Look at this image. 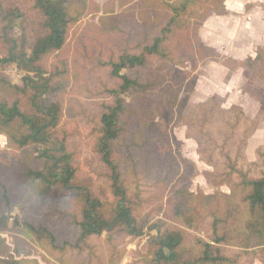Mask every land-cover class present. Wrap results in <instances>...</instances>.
<instances>
[{"label":"trees","instance_id":"obj_1","mask_svg":"<svg viewBox=\"0 0 264 264\" xmlns=\"http://www.w3.org/2000/svg\"><path fill=\"white\" fill-rule=\"evenodd\" d=\"M224 13V0H118V6L114 0L103 5L95 0H0V134L7 139V147L0 149V264L36 263L27 258L29 239L59 255L71 249L76 258L68 264H105L91 250V239L105 235L111 246L116 236L143 235L135 213L141 197L138 174L144 171L168 183L188 180L187 174H174L178 154L171 152V135L160 129L155 111L175 110L178 119L187 118L189 137L196 136L195 129L209 131L211 124L242 130L245 138L252 135L257 122L245 112L218 106L214 111L213 101H207L185 115L186 101L180 97L195 85L187 64L195 70L209 59L264 78V45L255 57L239 60L201 40L199 29L207 18ZM19 21L28 24L13 36ZM10 65L25 71L21 84L6 74ZM82 83L87 93H77ZM100 83L101 92H94ZM96 97L102 99L93 116L90 108H80L86 111L92 152L109 181L105 197L80 182L78 128L65 123L66 113L78 114L73 113L75 100ZM258 152L264 159V147ZM233 171L238 182L230 186L224 205L210 206L216 196L203 195L199 206L176 207L186 226L205 215L208 240L198 238L186 249L183 230L155 222L149 227L156 235L147 264H264V169L258 175L239 167ZM177 187L174 194L190 196ZM14 208L39 215L38 220L14 218L29 235L23 251L19 235L9 229Z\"/></svg>","mask_w":264,"mask_h":264},{"label":"rangeland","instance_id":"obj_2","mask_svg":"<svg viewBox=\"0 0 264 264\" xmlns=\"http://www.w3.org/2000/svg\"><path fill=\"white\" fill-rule=\"evenodd\" d=\"M103 5L109 0H95ZM118 6V0H114ZM175 3L195 2L197 0H169ZM211 16V15H210ZM209 16V17H210ZM86 20H91L88 16ZM97 21V19H95ZM28 21H19L18 26L13 30V36L22 34V27L27 26ZM203 26V25H202ZM199 29V35L200 30ZM207 35L203 33V36ZM209 36V35H208ZM201 40L203 41L201 35ZM264 43V35L262 40ZM204 42V41H203ZM205 43V42H204ZM254 48V47H253ZM216 49V48H215ZM221 54L222 52L218 49ZM257 52V50H256ZM253 54L252 57L256 56ZM245 57L244 59H246ZM180 63H185L183 58L179 59ZM187 69L196 77L194 89L191 91H183L180 97L186 101L184 114L196 104L213 101L211 107L215 111V106L225 110L236 109L243 111L251 119L257 122L252 135L245 138L242 130L237 132L228 130L221 125L211 124L209 131H196V136L189 137L187 131L186 119H178L177 112L166 109L154 112L156 121L160 129L167 131L171 135L173 146L171 152L178 154L176 173L179 176L187 174V181H178L173 183L158 181L151 179L144 171L138 174L139 178V195L138 204L135 213L139 223L144 226V234L139 237H115L110 244L106 240V236L100 238L94 237L89 241L92 251L101 254L105 259V264H147L146 262L153 256L150 252L152 246L150 244L151 236L156 235L155 229H150V225L161 221L165 224H173L177 228L183 230L187 237L185 244L186 249H191V242L201 238L208 240L210 231V221L205 217H196L193 226H186L182 219L177 217L180 208L178 204L185 207L193 208L203 203L201 199L203 195H215L216 198L210 200V206L224 205L226 195L231 192V187L237 184L238 178L234 174V168H241L248 173L258 175L264 169V159L260 157L258 150L264 147V78L255 77L253 74L242 67L235 70L224 67L220 62L212 59L201 63L197 69H192L191 64H187ZM1 69V66H0ZM6 74L9 75L11 81L21 84L22 75L25 71L16 65H10L5 68ZM93 86V84H92ZM77 93H87L85 83L77 84ZM94 87V92H101V83ZM67 88L65 89L66 95ZM102 97L93 98L91 102L73 100L78 110L73 106V113L78 112L74 117L71 113H66L65 122L67 127L78 128V133L74 138V142L79 145L77 150L78 168L80 174V182L88 184L99 195L107 196L109 193V181L105 175V170L100 164L98 157L92 152L89 138L86 134V111L81 110V105L90 108V116H93L99 110V101ZM67 103V111L71 104ZM210 107V109H211ZM253 124H249L251 129ZM7 147V139L5 135L0 134V149ZM232 156V160H228ZM188 164L189 169L185 167ZM236 166V167H234ZM193 168L190 171V168ZM175 178V177H173ZM129 180L135 184V179L129 176ZM177 186H181V190L190 193L187 199L178 192L174 194ZM170 196L173 202L170 201ZM184 203V204H183ZM188 204H190L188 206ZM205 204V203H204ZM211 209V208H210ZM203 211V209H202ZM241 215L245 216V212L241 210ZM9 229L11 232L19 235V247L23 251L25 246L24 237L28 238L25 233V226L15 222L14 218L38 220L39 215L33 210L20 211L16 208L9 213ZM9 242L11 237L5 234ZM32 244V254L27 258L36 260L31 264H68L71 258H76L71 249H67L62 254L58 251H48V249L38 242L29 239ZM12 244V243H11ZM57 256L64 258L61 262ZM111 257V258H110ZM30 264V262H29Z\"/></svg>","mask_w":264,"mask_h":264},{"label":"crops","instance_id":"obj_3","mask_svg":"<svg viewBox=\"0 0 264 264\" xmlns=\"http://www.w3.org/2000/svg\"><path fill=\"white\" fill-rule=\"evenodd\" d=\"M224 5L226 13L212 14L203 23V41L235 59L253 56L264 45V0H224Z\"/></svg>","mask_w":264,"mask_h":264}]
</instances>
